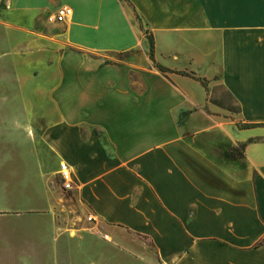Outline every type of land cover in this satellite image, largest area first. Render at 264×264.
<instances>
[{"label":"crops","instance_id":"obj_1","mask_svg":"<svg viewBox=\"0 0 264 264\" xmlns=\"http://www.w3.org/2000/svg\"><path fill=\"white\" fill-rule=\"evenodd\" d=\"M0 34V232L29 234L31 179H53L43 128L92 212L88 264H264V0H7Z\"/></svg>","mask_w":264,"mask_h":264},{"label":"rangeland","instance_id":"obj_2","mask_svg":"<svg viewBox=\"0 0 264 264\" xmlns=\"http://www.w3.org/2000/svg\"><path fill=\"white\" fill-rule=\"evenodd\" d=\"M6 6L7 0H0V16H2V10ZM54 13L55 11L48 16V20L54 26L52 31H54V33H59L62 25L50 19ZM135 19L137 20L136 16ZM141 21L144 25L142 19ZM3 35L4 34H0V43L4 41ZM161 36L162 33H159L160 39ZM33 39L41 40L40 42L43 45V40L41 38L39 39L38 36H32L31 40ZM42 49L44 48L42 47ZM43 53L44 55H48L51 52L50 50L44 49ZM205 84L208 98L211 99L213 103L227 107L232 111L237 109L233 99L227 95L220 83L215 82L209 85V82L206 81ZM34 131L36 134L35 138H31V152L43 154L44 158L41 160L42 169L44 173L52 174L53 179L48 181L44 188L39 180L36 181L31 179L30 232L27 234L26 224L23 232H17L16 228L13 229L11 227L10 229H2L0 232V253H3V255L0 254V264H55L58 259L62 260L60 264H71L70 256L69 260L64 261L61 259L63 254L61 253L60 257H57L56 251L53 249V247L56 248L55 243L60 238L58 233L63 236L62 248L65 250L73 248V256L75 258L78 256L77 261H74L73 264H88L91 251H87L86 253V249H88V247H86L88 243L87 237L92 234L96 236L94 233L96 232L94 229V219H90L92 212L74 195L72 190L65 189L60 174L57 171V160L47 147L45 148L38 143L37 134L43 131V128H38ZM40 198H45L50 201L51 206L49 208L41 206ZM33 220H46L51 223V225H47V227L52 231V237L51 232L49 233L46 229L40 231V228L43 227L44 229L42 222L40 224L38 221ZM99 234L102 238L107 240L106 234L103 235L101 232H99ZM70 236L78 239V241L71 240ZM109 241L112 249H116L119 246L113 240ZM145 242L149 245L151 243L149 240H145ZM90 243L91 242H89V244ZM75 248L80 252L83 251V253H79L76 256ZM90 249L91 246L89 247V250ZM4 254L7 255L4 256ZM117 256L111 254L110 260L118 264V261L122 259ZM123 262L125 261L123 260Z\"/></svg>","mask_w":264,"mask_h":264},{"label":"built area","instance_id":"obj_3","mask_svg":"<svg viewBox=\"0 0 264 264\" xmlns=\"http://www.w3.org/2000/svg\"><path fill=\"white\" fill-rule=\"evenodd\" d=\"M72 14V8L68 5L61 6L56 13L50 17L52 21L62 22L65 21ZM60 177L62 179L65 189L71 190L73 188V174L66 162L60 164ZM90 215V219H92Z\"/></svg>","mask_w":264,"mask_h":264},{"label":"trees","instance_id":"obj_4","mask_svg":"<svg viewBox=\"0 0 264 264\" xmlns=\"http://www.w3.org/2000/svg\"><path fill=\"white\" fill-rule=\"evenodd\" d=\"M136 17H137V19L140 22L141 28H144V25H143V23L141 21V18L139 16V14L136 13ZM144 32L147 35V37L149 38V42H150V49H151L150 57H151L152 60H155V57H154V47H155L154 37H153L152 33H149V30L148 29H145ZM157 66L162 71H170V69L168 67L163 66V65H161L159 63H157ZM187 74L188 75H191L193 77H196L193 74H189V73H187ZM201 81L204 83V80L203 79H201ZM244 149H245V144H241L239 147H235V148L229 150L227 153H228L229 156H231L233 158H240V157H242L244 155Z\"/></svg>","mask_w":264,"mask_h":264}]
</instances>
